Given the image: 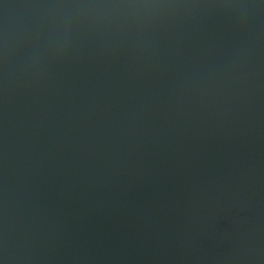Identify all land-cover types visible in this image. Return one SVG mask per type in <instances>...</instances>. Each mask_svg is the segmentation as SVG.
<instances>
[{"label": "water", "instance_id": "obj_1", "mask_svg": "<svg viewBox=\"0 0 264 264\" xmlns=\"http://www.w3.org/2000/svg\"><path fill=\"white\" fill-rule=\"evenodd\" d=\"M3 264H264L262 0H0Z\"/></svg>", "mask_w": 264, "mask_h": 264}, {"label": "clouds", "instance_id": "obj_2", "mask_svg": "<svg viewBox=\"0 0 264 264\" xmlns=\"http://www.w3.org/2000/svg\"><path fill=\"white\" fill-rule=\"evenodd\" d=\"M262 3H264V0H262ZM0 264H3V261H0Z\"/></svg>", "mask_w": 264, "mask_h": 264}]
</instances>
